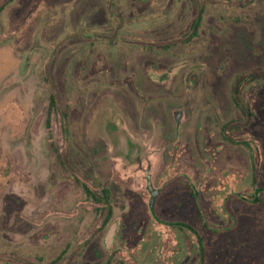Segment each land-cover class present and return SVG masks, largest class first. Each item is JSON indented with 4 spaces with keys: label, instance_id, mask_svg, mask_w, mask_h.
Here are the masks:
<instances>
[{
    "label": "rangeland",
    "instance_id": "374dc122",
    "mask_svg": "<svg viewBox=\"0 0 264 264\" xmlns=\"http://www.w3.org/2000/svg\"><path fill=\"white\" fill-rule=\"evenodd\" d=\"M0 8V264H264V0Z\"/></svg>",
    "mask_w": 264,
    "mask_h": 264
},
{
    "label": "water",
    "instance_id": "95a60500",
    "mask_svg": "<svg viewBox=\"0 0 264 264\" xmlns=\"http://www.w3.org/2000/svg\"><path fill=\"white\" fill-rule=\"evenodd\" d=\"M147 179H148V189H149V191H151L153 196H156L158 194V191L153 189L152 182L150 180L149 175H147ZM116 229H117V225H116V223H114L111 226L108 234L106 235V239L105 240H106V247L108 249L111 247V245H112V243L114 241V238H115V235H116Z\"/></svg>",
    "mask_w": 264,
    "mask_h": 264
},
{
    "label": "trees",
    "instance_id": "16d2710c",
    "mask_svg": "<svg viewBox=\"0 0 264 264\" xmlns=\"http://www.w3.org/2000/svg\"><path fill=\"white\" fill-rule=\"evenodd\" d=\"M3 10V8H0V12ZM193 37H195V34L193 35ZM84 189H85V192H86V195L89 197V198H93L94 200H96L98 203H102L98 197L97 194L93 193L92 191H90V189L87 187V186H84ZM261 191H258V193H260ZM263 192V191H262ZM104 194H105V197H106V201L105 203V206L109 209L110 205H109V201H108V191L107 190H104ZM254 204H258L260 203V200L257 199V198H254V200L252 201ZM201 262H203V258H201Z\"/></svg>",
    "mask_w": 264,
    "mask_h": 264
}]
</instances>
